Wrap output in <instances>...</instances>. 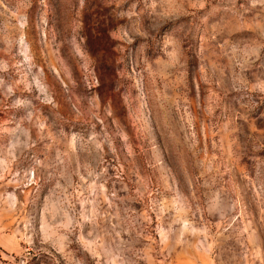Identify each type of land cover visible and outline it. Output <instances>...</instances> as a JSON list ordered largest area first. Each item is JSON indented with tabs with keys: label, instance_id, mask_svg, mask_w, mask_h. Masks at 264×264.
<instances>
[{
	"label": "rangeland",
	"instance_id": "obj_1",
	"mask_svg": "<svg viewBox=\"0 0 264 264\" xmlns=\"http://www.w3.org/2000/svg\"><path fill=\"white\" fill-rule=\"evenodd\" d=\"M0 264H264V0H0Z\"/></svg>",
	"mask_w": 264,
	"mask_h": 264
}]
</instances>
